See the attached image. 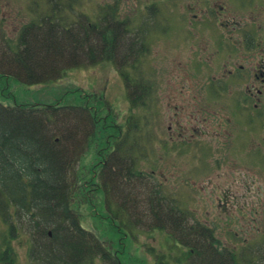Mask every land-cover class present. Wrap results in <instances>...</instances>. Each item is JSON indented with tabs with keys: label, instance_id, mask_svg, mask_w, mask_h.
I'll use <instances>...</instances> for the list:
<instances>
[{
	"label": "rangeland",
	"instance_id": "1",
	"mask_svg": "<svg viewBox=\"0 0 264 264\" xmlns=\"http://www.w3.org/2000/svg\"><path fill=\"white\" fill-rule=\"evenodd\" d=\"M58 1L60 2V0ZM130 1V6L136 9L133 21L139 20L140 9L141 12L147 11L143 6L145 0ZM216 1L217 3L221 2V0ZM75 3L74 7L77 11L80 10L91 18L95 17V6L92 0H76ZM244 5L250 10L246 8L239 10L236 6H228L227 16L236 15L238 20L242 19L241 21L256 20L259 25L258 35L264 39V0H244ZM47 6H49L48 0H0V32L4 33L6 37L4 38L8 39L13 46L19 43V50L25 49L27 43H31V51L38 54V58L30 69L36 73H41L42 70L49 68L45 59L47 61L49 58L59 56L58 53L45 50L44 35L49 31L48 29H52L51 34H58L61 28L47 25L38 27L37 25L44 16V11L51 7L47 8ZM76 17L75 12H72L68 16V20H73ZM171 20L180 19L172 18ZM56 23L54 21V25ZM183 24L185 25V22L182 25L179 23L177 26L170 27L168 30V35L177 36L173 41L161 38L164 36L162 30L161 32L157 31L158 37H155L156 35L152 37L150 29L146 34L147 40L144 41L143 48L139 43L136 45L131 43L134 42L133 38L130 39L127 34L122 33V37L115 43L113 52L116 55L112 57L113 60H104L92 65L89 64L88 55H82V48L77 49V46H80L79 42L71 44L68 43V39L64 38L56 40L62 42L60 48L65 51L63 55L81 58L87 65L66 68L63 73L59 72V76L55 77L56 72L53 76L55 78L40 82L33 81L30 76L23 75H21L23 80L33 82L24 83L9 78L8 91L11 92L14 99L3 98L0 87V102L4 105H13L15 102L34 104L52 103L54 100L60 99V103L65 106L78 105L83 102L98 106V103L102 102L104 110L100 114L101 117L109 113L114 117L116 123L125 124L121 135L122 139L124 136L126 138L125 146L127 147L125 149L131 150V157L135 160L134 168L144 174H151L153 171V176L147 180L148 183H159L163 192L171 196L176 207L185 211L180 214L182 224H188V227L196 223L201 224L196 232L198 234L205 233L206 244H208V234H211L219 245L225 244L236 253L239 250L244 251L242 264H264L263 261L256 262V258L250 257L253 256L251 248L257 238H260L261 246L259 248L264 253V120L260 118V128L257 130L259 143L251 151L246 143L245 134L247 133L244 132V129L242 130L241 120L239 117L233 118L236 115L232 113L229 104L222 107L223 118L207 114L208 108L205 111L207 104L203 85L210 76H220V65H213L212 61H209L212 63L210 69L202 66L203 69L197 70L194 66L197 60L193 61L197 55H192V58L189 59V53H191L189 46L188 48L174 47L171 42L180 45L183 42L182 35L187 34ZM79 25H84V22ZM137 25L139 24L133 22L132 27ZM57 36L60 39L59 35ZM3 41L0 35V45H3ZM33 42L34 44H32ZM70 45L74 46L73 53L67 52ZM262 48H264V44H261V57L264 56ZM130 49L135 52L127 54L128 50L131 51ZM7 55L11 56V53L8 52ZM1 58H4L2 51L0 52V61H2ZM124 58L128 60V65H132L126 68L134 79L129 87L131 96L134 98L135 94L138 95L139 92L136 88L140 85L142 88L151 87L152 89L151 95L146 99V104L142 108L139 104L136 105V108L132 110L133 115L130 114V111L131 102L134 99L131 101L127 99V90L119 75ZM55 60L58 62L59 58ZM199 62L201 65L203 63L205 65L204 60L199 59ZM55 69V67L51 68L49 74ZM3 72L6 74L9 72L14 77L16 71L13 68V70L4 69ZM42 79L44 80V78L39 80ZM134 84L137 86L134 87ZM132 104L134 105L133 102ZM220 105V102H212V111H219ZM68 110L76 114L73 109ZM98 110L101 111L100 108ZM262 110H264V106H260L261 117L264 116ZM191 115L196 116L197 119L205 117L212 123L223 119L222 137L211 138L213 137L212 133H204L206 129L201 124L198 127L201 130L199 133L204 137L192 138L190 143H187L186 140L172 141L168 133V126H171L173 130L179 126L189 125V122L192 123ZM74 116L77 117V130L84 133L89 132V127L86 126L89 124L87 114L83 113L80 117ZM224 116L231 118L234 124L225 123ZM128 119L131 120L130 124L125 122ZM238 122L239 124H235ZM136 125L137 127H135ZM138 126L140 131L137 136L135 135L137 133L134 132L137 131ZM241 132L243 139L237 140L233 144V139H236ZM188 133H185V139L186 136L190 137ZM133 135L139 143L135 147L130 146ZM227 138L229 140L226 146L230 148L224 147ZM205 144L211 147L212 152L199 149L200 147L204 148ZM115 153L116 156L113 157L116 159H111L110 165H106L102 172L107 184H110V180L116 177L113 170L115 168L123 170L124 167L120 160L124 157L123 153ZM117 153L121 156H117ZM84 154L81 163L84 162L87 165L94 160L92 149ZM129 163L131 164V161ZM118 183L112 182V188L118 189L117 193L123 185ZM114 185L118 188H114ZM101 198L102 195L98 194V200ZM97 209L99 210V208ZM80 213L82 226L87 231H91L100 241L106 240L108 244L112 243L113 245H116L117 240L120 241L119 236L115 237L107 231L105 221L100 223L95 221L88 207L82 206ZM2 218L4 216L0 212V241L2 234L7 230V225ZM20 222L16 237L13 234L14 237L10 244L15 264H35L32 258L35 255H32V248L35 245L32 246L30 236L24 234L22 228L20 229L21 225H27V223L23 219ZM204 227L207 229L204 230ZM258 229L260 235L257 233ZM132 232L134 237L124 240L126 251L122 256L119 254V257L134 264H153L154 259L158 260L159 264H161L160 261H166V259L170 260V264L176 260L179 261V264H192V260L197 261L205 258L204 256H193L199 249L193 247L192 241L187 243V240L183 241V244H188L187 248L175 247L176 245L167 239L166 233L169 232V228L152 230L142 223L137 230H132ZM198 239H200L199 235ZM256 250L254 249V251ZM165 253L167 254L164 258L162 254ZM190 253L191 255H189ZM254 256L257 257L256 252ZM189 260L191 261L189 262Z\"/></svg>",
	"mask_w": 264,
	"mask_h": 264
},
{
	"label": "trees",
	"instance_id": "2",
	"mask_svg": "<svg viewBox=\"0 0 264 264\" xmlns=\"http://www.w3.org/2000/svg\"><path fill=\"white\" fill-rule=\"evenodd\" d=\"M78 26L61 28L58 34L54 35L51 34L52 29H48L44 35L45 50L58 53L59 56L49 58L47 61L45 59L49 68L42 70L41 73L30 69L38 58V54L31 51V43H27L25 49L19 50V43L13 46L4 38V33L0 32L4 40L3 45H0L4 56L0 61L1 95L13 98L8 91L9 78L24 83L40 82L59 76V72L63 73L66 68L87 65L81 58L63 55L65 51L60 48L62 42L56 41L62 38L68 39L67 42L71 44L79 42L80 46H77V49L82 48V55H88L91 65L104 60L112 61L111 53L115 48L112 42L114 36L112 29L95 26L92 23ZM73 50L72 45L67 52L73 53ZM8 52L11 56L7 55ZM56 58H59L58 62ZM127 66L128 60L124 58L123 69H119V74L128 88L134 79L127 71ZM54 67L56 69L49 74V70ZM13 68L16 71L14 77L9 72L7 74L3 72L4 69ZM21 75L30 76L33 81H25ZM41 78L44 80H39ZM136 89L139 93L131 98L134 99L132 101L134 105L131 102L132 115L136 105L139 104L142 108L143 94L148 91L141 85ZM81 104L65 106L60 103V99L54 100L51 104L15 103L9 106L0 102V212H3L2 220L7 225V230L2 234L0 241V246H3L0 247V264H15L10 244L12 238L16 237L21 219L27 225H21L20 229L30 236L32 246L35 245L32 248V255L35 254L32 258L36 264H93L97 255L101 259H107V254L111 252L107 251L109 247L100 244L97 237L80 224L79 212L84 205L90 209L93 216L96 215L95 208L98 206L102 207L99 213L103 211L131 213V216L128 215L126 218L105 219L107 228L117 234L129 230L128 234L133 237L132 230L143 223L149 229L169 228L168 237L173 241L188 238V224L183 225L180 220L182 212L166 197L160 185L148 183V176L151 175L146 176L132 167L134 159L130 157V164L124 158L126 156L124 152L121 159L123 170L115 168L113 171L116 177L111 179L108 185L103 181L105 180L103 174H100L103 182L96 186L97 178L94 177L92 170L99 156L103 159L111 149L127 147L126 138L124 136L125 139H122L121 135L125 124L116 123L109 113L101 117L100 114L104 110L102 102L98 103V106L85 102ZM68 109H73L76 114ZM83 113L87 114L89 123L86 124L89 132L85 133L77 130V117L74 116L80 117ZM130 121L125 120L128 124ZM139 131L138 126L135 135L138 136ZM136 144L139 143L133 135L130 146L135 147ZM81 147L92 148L95 151L93 156L95 160L88 167L89 171L73 168L71 158ZM113 156H116V153L111 157L109 155L106 165H110L111 159H116ZM117 156L120 155L117 153ZM117 181L123 184L119 193L116 185L115 189L112 188V182L118 183ZM101 187H104V192ZM110 192L118 199V203L115 202L113 206L109 200L97 202V193L109 197ZM48 231L51 232L50 236ZM120 247L123 248L121 245ZM230 259L232 256L228 257L229 261ZM233 264L237 263L234 261Z\"/></svg>",
	"mask_w": 264,
	"mask_h": 264
},
{
	"label": "flooded vegetation",
	"instance_id": "3",
	"mask_svg": "<svg viewBox=\"0 0 264 264\" xmlns=\"http://www.w3.org/2000/svg\"><path fill=\"white\" fill-rule=\"evenodd\" d=\"M48 1L49 6L47 8L51 7L44 11L45 15L41 19L48 26H74L78 23L83 24V22L86 24L92 23L95 26H106L113 31L114 36L112 37V42L114 44L122 37V33H125L128 38H133L132 40L134 42L131 43H135V45L139 43L140 47L143 48L144 41L147 40L146 34H148L150 29L152 37L155 35V37H158L157 31L161 32L162 30L164 36H161V38L173 41L177 36L174 34L168 35V30L170 27L177 26L179 23L182 25L185 22L183 26L187 34L182 35V44L176 45V43L171 42L174 44V47L188 48L189 46L191 52L189 53V59L192 58V55H197L193 59V61H198L194 64L197 70H201L202 66L210 69L212 63L213 65H220L221 69L220 76H210V78L205 80L203 85L205 102L207 104L205 111L208 108V115L212 117L218 115L223 118L222 107L229 104L232 113L236 115L233 118L239 117L243 126L242 130L244 129V132L247 133L245 135L248 148L253 151V147L257 146L259 143L257 130L260 128V118L264 120V116L261 117L262 112L260 111V106H264V56H260L261 44H264L262 43L264 39L258 35L259 25L256 20L245 19L241 21L242 19L238 20L236 15L227 16L226 13L228 6H236L239 10H244V8L250 10L249 7L244 5V0H221L220 3H217L216 0H145L143 6L147 11L141 12L140 9V19L134 21L133 17L135 16L136 9L130 6V0H92L95 6V19L92 21L85 19L82 11H77L73 6L74 0H60V2L58 0ZM153 9L154 12H152ZM72 12H75L77 17L73 20H68V16ZM77 12L80 13L78 14ZM190 15L192 16L189 19ZM149 16L151 17L149 18ZM172 18L180 20H171ZM54 21L57 22L55 25ZM133 22L139 25L133 28ZM262 51L264 52V48H262ZM132 52L135 51L128 50L127 54H133ZM111 55L115 56L116 54L113 52ZM199 59L204 60L205 65L204 63L201 65ZM209 61H212V63ZM146 94L148 93L146 92ZM146 99L147 97L144 99V104H146ZM212 102H220L221 109L219 111H212ZM262 111L264 112V110ZM222 120L220 119L212 123L211 120H207L205 117L203 119H197L196 116L191 115L190 121L192 123L189 122V125L179 126L173 130L171 126H168V133L172 141L186 140L187 143H190L192 138L204 137L201 136V133H199L201 130L198 128L202 124L204 129H206L204 133H212L213 137L211 138H217L218 136L221 138L223 135ZM224 121L225 123L229 122L234 124L228 116L226 118L224 116ZM235 124H239V122ZM233 128L236 129L235 126ZM171 130L172 132H170ZM187 132H189L190 137L186 136L185 139L184 136ZM242 134L241 132L236 139L234 138L232 143L234 144L235 141L243 139ZM228 140L229 138H227L224 147H228L226 146ZM199 149L205 152H212L211 147L207 144H205L204 148L200 147ZM116 151L115 149H111L107 157L109 155L111 157V154ZM98 156L99 154L97 152ZM107 157L101 159L99 156L93 168L94 177L98 181L97 187L101 184V172L105 169ZM125 159L130 160V150H127ZM151 175H153V171ZM102 190L103 192L105 191L104 187H102ZM128 215L129 213L126 212H109L105 217L108 219H116L119 217H127ZM257 233L259 235L261 234L259 229ZM260 246V238H257L251 248L253 256H250L256 258V262H264V253L259 248ZM208 247L210 250L206 247V251L209 253L210 263H234L233 259L228 260V257L231 256L229 252L231 253L233 250L227 245L222 244L217 246L212 242ZM254 249L257 250L254 251ZM243 252L242 250L238 252V257L241 260L243 259ZM255 252L257 257L254 256ZM113 256L114 258L101 262L103 264H130L129 262H122L117 259L116 253ZM99 262L100 260H97L96 264H99ZM169 262L160 261L161 264H169ZM157 263V261L153 262V264ZM174 263L179 264V261L176 260Z\"/></svg>",
	"mask_w": 264,
	"mask_h": 264
}]
</instances>
